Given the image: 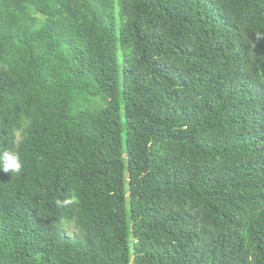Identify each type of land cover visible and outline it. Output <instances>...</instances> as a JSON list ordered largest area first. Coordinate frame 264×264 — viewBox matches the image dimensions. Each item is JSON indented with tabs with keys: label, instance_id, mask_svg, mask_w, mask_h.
Wrapping results in <instances>:
<instances>
[{
	"label": "trees",
	"instance_id": "16d2710c",
	"mask_svg": "<svg viewBox=\"0 0 264 264\" xmlns=\"http://www.w3.org/2000/svg\"><path fill=\"white\" fill-rule=\"evenodd\" d=\"M5 150L0 264H264V0H0Z\"/></svg>",
	"mask_w": 264,
	"mask_h": 264
},
{
	"label": "clouds",
	"instance_id": "9594fccd",
	"mask_svg": "<svg viewBox=\"0 0 264 264\" xmlns=\"http://www.w3.org/2000/svg\"><path fill=\"white\" fill-rule=\"evenodd\" d=\"M0 168L3 169L5 173H11V175H19L23 170V163L20 159V154L13 150H5L0 154ZM77 200L75 193H72L69 197L64 200H57V206L63 207L68 204H72Z\"/></svg>",
	"mask_w": 264,
	"mask_h": 264
},
{
	"label": "rangeland",
	"instance_id": "374dc122",
	"mask_svg": "<svg viewBox=\"0 0 264 264\" xmlns=\"http://www.w3.org/2000/svg\"><path fill=\"white\" fill-rule=\"evenodd\" d=\"M70 231L72 232L73 231V228H70Z\"/></svg>",
	"mask_w": 264,
	"mask_h": 264
}]
</instances>
